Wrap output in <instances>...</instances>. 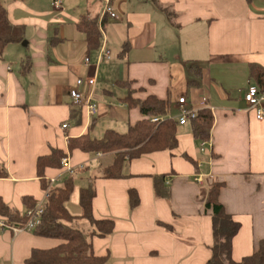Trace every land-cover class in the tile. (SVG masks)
I'll return each instance as SVG.
<instances>
[{"label": "crops", "instance_id": "obj_1", "mask_svg": "<svg viewBox=\"0 0 264 264\" xmlns=\"http://www.w3.org/2000/svg\"><path fill=\"white\" fill-rule=\"evenodd\" d=\"M53 1L4 0L10 21L24 25L26 40L8 44L0 58L3 201L24 212L22 196L41 199L36 159L61 149L72 166L81 165L71 175L80 174L81 184L69 200L79 205L80 187L92 185L94 216L114 220L111 234L89 237L95 253L109 254L105 264H205L213 236L201 194L214 181H224L220 201L241 224L232 258L252 253L264 239V120L256 119L243 94L253 84L250 63L264 67V0H111L115 17L102 14V0H59L58 8ZM159 5L169 6L175 17L169 19ZM83 13L103 20L100 47L117 53L102 61L101 89L97 80L93 88L81 87L84 99L90 96L96 105L91 115L69 95L78 77H96L101 64L75 28ZM125 41L129 50L120 55ZM23 57L26 65H18ZM175 70L186 81L177 97ZM125 80L140 88L137 97L155 94L172 100L174 109L182 95L196 108L209 107L214 118L209 140L202 145L189 124L179 125L176 148L125 161L122 178L101 177L114 153L69 151L67 141L87 132L99 137L109 128L127 130L141 118L137 108L121 102L127 88L115 83ZM159 174H167L168 198L155 196L153 176ZM198 174L201 182L194 179ZM67 176L61 167L45 169L47 182L58 178L56 186ZM129 188L139 196L135 208L128 204ZM58 243L33 231L0 229V264H25L33 248Z\"/></svg>", "mask_w": 264, "mask_h": 264}, {"label": "trees", "instance_id": "obj_2", "mask_svg": "<svg viewBox=\"0 0 264 264\" xmlns=\"http://www.w3.org/2000/svg\"><path fill=\"white\" fill-rule=\"evenodd\" d=\"M159 4V0H152ZM160 9L169 19L175 17L169 6L159 5ZM102 24L98 16L89 13L79 15L75 23L77 31L84 33L85 44L88 52L97 51L102 42ZM24 25L14 24L10 21L4 0H0V58L5 48L11 43H20L24 40ZM129 50V43L125 41L119 52L125 55ZM249 79L260 90L264 89V67L256 63L249 65ZM117 86L127 88L121 98L128 108H137L141 118L130 124L125 132L115 129H106L101 137H95L89 132L77 137L68 138L67 148L69 151L79 149L87 153H114L113 163L103 169L101 177L117 179L124 177L123 166L125 161L144 156L146 154L173 150L178 145V120L167 116L170 108L169 99L160 98L155 94H147L143 98L135 93L140 88L133 89L132 81H116ZM189 102V101H188ZM190 103V102H189ZM190 105H192L190 103ZM157 117L159 120L152 121ZM213 114L209 107L197 109L196 115L187 123L190 126L193 137L199 142L209 140L213 125ZM66 154L61 149H51L50 153L40 155L36 159V173L44 189L47 185L45 169L60 168L61 158ZM2 173H0L1 175ZM167 174L153 176V189L158 198H168L170 188L165 184ZM225 185L224 181H214L205 195L204 207L211 216V229L213 243L210 246L211 255L205 264H264V239L257 242L254 251L243 256L240 260L232 258L233 239L240 230L241 224L236 221L220 201V191ZM75 187L74 177L69 175L64 178L61 185L56 186L46 202L45 211L40 224L33 232L42 237L56 238L60 240L57 245L46 248H33L25 264H105L109 254H97L92 249L89 237L81 228L73 225L79 219L88 221L92 226L90 236L97 235L106 237L115 228L112 218H96L92 210V202L95 191L92 185L80 187L79 215L72 214L67 208ZM128 204L135 208L139 204V196L134 188H129ZM26 208H31L36 201L31 195L22 196ZM0 215L10 224L22 225L25 222L24 212L8 206L0 196ZM166 227L168 225H165Z\"/></svg>", "mask_w": 264, "mask_h": 264}, {"label": "built area", "instance_id": "obj_3", "mask_svg": "<svg viewBox=\"0 0 264 264\" xmlns=\"http://www.w3.org/2000/svg\"><path fill=\"white\" fill-rule=\"evenodd\" d=\"M103 1V10L102 14L106 15L108 14L110 17H115V13L113 11L111 0H102ZM53 6L58 8L60 7V1L54 0ZM110 58V50H108L105 47H100L97 50V59H96V65H98L100 62L104 60H108ZM89 58L85 57L84 63L88 64ZM96 84V77L95 76H87V77H78L75 80L74 87L69 90V95L72 97V99L78 103L83 104V106L86 108L87 113L89 115L93 114L96 110V105L93 103L90 99V96L88 98L84 99L83 92L81 91L82 86H88L90 88H93ZM243 98L248 106L249 109L253 110L254 115L256 119L258 120H264V89L260 90L259 87L256 84H249L243 94ZM203 102H207V98L203 97ZM175 108L179 111L177 117H174L176 120H178V123L180 125L187 124L190 119H192L197 112V109L194 105H190V103L187 100V97L182 95L179 96L176 100ZM211 110V109H210ZM152 121L159 120L157 117H154L151 119ZM66 124H63V127H66ZM204 142H202L203 145ZM200 150H203V147L201 146ZM81 165L78 166H72L69 163V157L65 156L61 159V168L62 170L67 173L68 175H72L75 173V170L80 168ZM194 179L197 182L202 181V175L198 174L194 177ZM58 181V178H48V183L46 187L43 189L42 198L38 199L36 204L31 207L27 208L24 211L25 214V222L22 225L18 224H10L8 223L5 218H0V229H9L13 233H18L20 231H33L41 222L42 215L45 211L46 202L51 196V193L56 187V183Z\"/></svg>", "mask_w": 264, "mask_h": 264}, {"label": "rangeland", "instance_id": "obj_4", "mask_svg": "<svg viewBox=\"0 0 264 264\" xmlns=\"http://www.w3.org/2000/svg\"><path fill=\"white\" fill-rule=\"evenodd\" d=\"M26 39H24L22 42H20V45H23V43H24V41H25ZM31 49V48H30ZM116 54L117 53H115V51L114 50H112L111 49V53H110V58H112V60L116 57ZM27 55H29L30 56V53L29 52H27ZM93 62H94V58H93ZM18 65H26V57H23V59L22 60H20V62L18 63ZM105 66V63H103V62H101V64H100V66L98 67V70H97V75H96V80H97V82H98V85H97V88L99 87L100 89L102 88L101 86H100V84H101V78H102V69H103V67ZM173 80H172V83H173V87L172 88H174V95H175V97H177L179 94H181V93H179V92H177V90H180V88L181 87H183L184 86V91H185V88H186V81H180L179 80V73H178V71H176L175 70V73H174V76H173V78H172ZM175 85V86H174ZM182 90V91H183ZM106 94V93H105ZM105 98H107V97H105ZM172 102V100H170V108H169V110H168V113H167V116H172V117H177V115H178V110L175 108L174 109V107H173V103H171ZM109 118H111L112 119V116H109ZM117 119H118V117H116ZM107 121H111V120H107ZM119 121V120H118ZM118 126V125H117ZM118 128V127H117ZM120 130H122V131H120ZM118 131L119 132H125L126 131V129H118ZM100 136H102V135H100ZM99 136V137H100ZM64 176V175H63ZM80 174H78V175H75V178H74V181H75V185H78L79 183L81 184V182H80ZM209 186H206V191H207V188H208ZM206 191H203V193L201 194V196L202 197H204L205 198V195H206ZM68 208H69V210L71 211V213H73V214H75L76 212H78V213H80V206L78 205V203L76 204V202H75V200H74V198H72V199H70L69 201H68ZM73 225L74 224H77L76 226H78L79 228H81L82 230H83V232L88 236V237H90V232H92V226H91V224L88 222V221H86V220H84V219H79L78 220V222L76 221V222H73L72 223ZM182 231H183V229L182 228H175V232L177 233V234H181L182 233Z\"/></svg>", "mask_w": 264, "mask_h": 264}]
</instances>
